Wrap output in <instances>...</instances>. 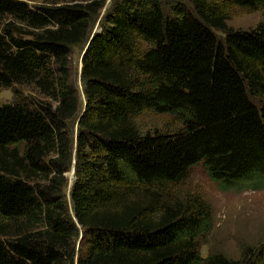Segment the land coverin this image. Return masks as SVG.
<instances>
[{"label": "trees", "instance_id": "1", "mask_svg": "<svg viewBox=\"0 0 264 264\" xmlns=\"http://www.w3.org/2000/svg\"><path fill=\"white\" fill-rule=\"evenodd\" d=\"M105 1L0 0V87L41 96L0 104V264L73 262L78 224V264H258L201 255L198 239L212 228L205 205L155 214L127 197L180 182L197 164L223 190H264V21L233 29L225 13L262 10L264 0H193L196 14L114 0L83 57V107L70 54L85 46ZM81 106L77 224L61 188L74 150L68 122ZM144 111L182 127L142 131Z\"/></svg>", "mask_w": 264, "mask_h": 264}, {"label": "rangeland", "instance_id": "2", "mask_svg": "<svg viewBox=\"0 0 264 264\" xmlns=\"http://www.w3.org/2000/svg\"><path fill=\"white\" fill-rule=\"evenodd\" d=\"M31 6L42 4L45 0H24ZM114 0H106L100 13L93 17L91 30L101 23L103 15ZM213 1V0H210ZM216 1V0H215ZM166 14L174 12V6L180 4L189 12L196 14L193 0H161ZM227 24L233 29H249L264 21V9L252 11L240 6H228L225 10ZM220 37L225 32L212 28ZM85 47V46H84ZM84 47H76L70 54L72 83L75 86L84 107L83 82L81 78V58ZM41 97L33 86L15 85L11 88L0 87V104L13 102L23 98L36 101ZM258 106L260 105L256 100ZM81 106V111L83 108ZM80 111V112H81ZM68 122V131L72 140L73 157L68 170L64 173L66 182L61 188V196L65 201L69 216L74 218L72 191L76 181V145L75 136L78 131L79 114ZM136 122L142 131H175L182 127V122L170 114H158L144 111L137 116ZM50 180L40 181L47 186ZM42 188V187H41ZM127 200L139 202L150 207L151 212L160 213L166 207L184 210L186 207L197 212L201 205L206 206L207 215L211 218L212 228L198 239V247L203 257L209 254H224L239 262H256L264 264V190L235 188L221 189L207 174L202 164L193 166L187 177L177 183L154 186H138L128 191ZM78 234L73 236L75 259L69 264H78L80 250H84L82 236L83 228L77 225Z\"/></svg>", "mask_w": 264, "mask_h": 264}, {"label": "water", "instance_id": "3", "mask_svg": "<svg viewBox=\"0 0 264 264\" xmlns=\"http://www.w3.org/2000/svg\"><path fill=\"white\" fill-rule=\"evenodd\" d=\"M103 17H104V15H103ZM103 17H102V18H103ZM100 31H101V27H100V24H98L97 28L91 32V34H90V36H89V38H88V40H87V42H86V44H85V47H84V49H83V53H82V58H81V75H82V71H83V57H84V55L86 54V52H87V50H88V48H89V46H90V43H91V41L93 40L94 36H95L97 33H99ZM83 94H84V90H83ZM84 99H85V95H84ZM86 103H87V101H86V99H85L84 105H86ZM84 111H85V108H84V110H82V111L80 112V114H79L78 124H79V120H80L81 116L83 115V112H84ZM75 140H77V137H76V136H75ZM75 147H76V146H75ZM74 218H76V220H77V216H76L75 213H74Z\"/></svg>", "mask_w": 264, "mask_h": 264}]
</instances>
